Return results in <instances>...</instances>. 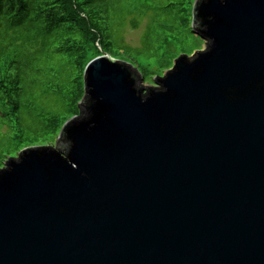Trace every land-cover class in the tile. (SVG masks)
Listing matches in <instances>:
<instances>
[{
  "label": "water",
  "instance_id": "1",
  "mask_svg": "<svg viewBox=\"0 0 264 264\" xmlns=\"http://www.w3.org/2000/svg\"><path fill=\"white\" fill-rule=\"evenodd\" d=\"M193 29L160 88L87 65L58 145L0 171V264H264V0H196Z\"/></svg>",
  "mask_w": 264,
  "mask_h": 264
},
{
  "label": "trees",
  "instance_id": "2",
  "mask_svg": "<svg viewBox=\"0 0 264 264\" xmlns=\"http://www.w3.org/2000/svg\"><path fill=\"white\" fill-rule=\"evenodd\" d=\"M157 1L132 0L130 4V0H0V103L5 106L0 113L13 114L19 122L20 111L24 107L31 110L38 86L48 85L45 93L57 87L56 92H62L63 99H67L68 114L41 110L40 116L44 117L48 131L58 134L69 118L80 113L79 102L85 93L84 71L92 59L109 53L125 60L123 49L143 55L146 45L152 47L151 28L157 21L160 27L155 28V48L158 50L167 42L166 29L159 24L160 15L150 20L142 47L127 45L122 35L128 16L133 17L131 25L136 28L137 17L148 16ZM194 1L163 0L157 9L171 23L180 20L187 25L192 21L188 11ZM135 61L144 68L149 65L146 59L143 64ZM15 159L7 158L0 171L9 168Z\"/></svg>",
  "mask_w": 264,
  "mask_h": 264
},
{
  "label": "rangeland",
  "instance_id": "3",
  "mask_svg": "<svg viewBox=\"0 0 264 264\" xmlns=\"http://www.w3.org/2000/svg\"><path fill=\"white\" fill-rule=\"evenodd\" d=\"M131 3L132 0H130V4ZM161 5H163V0H158L155 3V7L150 10L148 16L144 18L137 17L139 26L136 28L131 25V18L133 17L128 16L125 26L122 29L125 43L133 47H140L142 45V40L148 30L150 20L157 15H160L159 24L164 25L166 29L165 34L168 37L167 42H164L158 50L155 48L157 47L155 28L157 27L158 29L160 27L156 25L158 21L153 23L154 26L151 28L152 47L150 46L149 48L146 45L143 55L137 54V51L122 50V54L126 57L125 60L132 62L141 71V84L143 85L158 86L155 81L157 75L162 77L168 70L172 69L177 57L181 54L191 56L196 51L205 50L208 47V40L201 37V35L193 29L192 10L188 11V17L190 20L192 19L189 24L184 25L180 20L171 23L166 17V14L157 9V7ZM186 23H188V20H186ZM156 51L159 53L158 55L155 53ZM136 59L140 64H143V61L146 59L149 65L146 68L142 67V65L138 66L135 61ZM47 87L48 85L42 84V87L38 86L36 88L34 102L30 106L31 110L24 107L19 113V122L13 114L2 115L0 113V168L4 166L7 158L17 157L26 148L58 145L60 132L55 134L52 130L48 131L46 121L44 117L40 116V111L58 113L64 116L68 114L67 108H65L67 99H63L62 92H56L57 87L50 89L49 93H45L43 90ZM0 109H5L3 103H0Z\"/></svg>",
  "mask_w": 264,
  "mask_h": 264
}]
</instances>
